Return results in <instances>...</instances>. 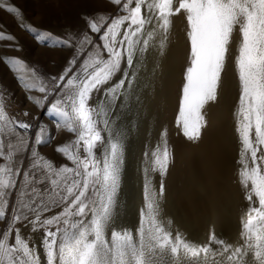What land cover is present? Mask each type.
Wrapping results in <instances>:
<instances>
[{"label":"snow or ice","instance_id":"6c2138e0","mask_svg":"<svg viewBox=\"0 0 264 264\" xmlns=\"http://www.w3.org/2000/svg\"><path fill=\"white\" fill-rule=\"evenodd\" d=\"M106 5L110 11L85 13L55 34L0 0L37 45L67 53L54 74L20 58L4 64L22 70L16 79L26 101L75 137L42 153L53 129L12 110L13 95L0 88V264H264V0ZM0 40L22 51L11 34L0 32ZM174 56L181 77L174 124L188 140H200L206 112L235 90L232 132L247 201L235 243L214 230L203 243L190 241L159 218L171 160L159 101ZM154 118L159 143L143 153L142 206L129 229L118 223L126 152Z\"/></svg>","mask_w":264,"mask_h":264},{"label":"rangeland","instance_id":"374dc122","mask_svg":"<svg viewBox=\"0 0 264 264\" xmlns=\"http://www.w3.org/2000/svg\"><path fill=\"white\" fill-rule=\"evenodd\" d=\"M11 3L23 10L26 22H30L32 25L37 26L40 29L50 30L55 34H61L65 29L70 27L74 29L80 24V17L85 13L101 9L107 11L111 10L106 5V0H11ZM0 32L14 36L18 41L19 46L22 48V51H16L14 50L13 42L8 40H0V88L8 90L13 95L14 103L12 105V110H18L21 112L28 111L34 117L39 116L41 120H43L45 123H48V126L53 129V135L55 139L50 144L42 146L40 149L42 153L51 156L53 154V146L55 144L61 141L67 142L69 140H73L75 137L74 135L69 134L65 129L56 130L55 124L49 123L48 117L43 116L35 107H33V105L26 101L25 93L21 91L16 79L18 75L22 74V70L18 69L16 72H14L10 67L4 64V58H20L26 65L38 66L43 69L44 73L54 74L59 71L67 53L60 50H54L48 46L37 45L33 38L26 31H23L20 27H18L17 19L13 15L8 14L3 9H0ZM234 99L235 95L233 94H228L226 96L225 101L229 108H226L224 111L225 126L220 129L221 141L217 143L216 149L231 151L233 157L237 161L239 145L235 141L232 132V105ZM127 177L125 179L126 181H124L122 184V190L120 194L121 208L118 223L127 227L129 226L128 228L131 229L138 224L139 219L137 217L136 220V212L135 210L131 209V207L133 208V206H131L133 204L130 203L133 201V196L130 191H128V187L126 189V186L129 184ZM127 182L128 184H126ZM172 185L173 182L169 181L167 188L171 190ZM179 193L180 190L174 191L172 195L178 196ZM219 193V195L216 194L213 197V202L210 206H208L207 210L202 212L200 217L203 223L202 225L196 223V214L188 211L191 209L193 212H195L199 202H203L204 199L202 198L203 195L201 193L196 195L194 198L195 203L198 202L194 208L190 205L188 207L182 205L174 206L171 228L175 231L183 233L184 236L190 241L203 243L208 239L211 227H213V225L217 222H223L224 224L222 227L215 232L216 235L229 241L230 243L237 242L239 239V232L242 223V213L244 212L247 201H242V199L240 200L239 196H237L231 188L230 190L221 189ZM165 197L166 192L163 195L161 202V210L163 212L160 211L159 218L162 220L165 218L164 213L167 209V205L171 203L168 200H171V196L170 198L167 197V199ZM130 198L131 200H128ZM126 200L128 201V205ZM2 226L3 225L0 224V227ZM37 238H39V234H36L35 236V239L38 241L39 239Z\"/></svg>","mask_w":264,"mask_h":264},{"label":"bare ground","instance_id":"6f19581e","mask_svg":"<svg viewBox=\"0 0 264 264\" xmlns=\"http://www.w3.org/2000/svg\"><path fill=\"white\" fill-rule=\"evenodd\" d=\"M118 78L119 75L116 79ZM180 78V59L178 56H174L166 70L168 87L159 101V120L160 123L168 129V144L171 153L169 172L162 178L166 188L165 198L167 199V197L170 198L171 196V200L168 199L171 203L167 205V209L164 213V220L167 221L173 219V209L176 205L187 207L190 205L193 208L196 207L198 202L195 203L194 198L196 195L201 193L203 195L202 198L204 199L203 202H199L195 212L191 209L188 211L195 213V216H197L196 223L202 225L203 223L200 219L202 212L207 210L208 206H210L213 202V197L216 194L219 195L221 189L230 190L231 188L234 193L239 196L240 200L242 199L237 177V168L239 167L237 161L233 157L231 151L216 149L217 143L221 141L220 129L225 126L224 111L226 108H229L225 99L228 94L235 95V90L234 88H229L226 91L224 98L221 100L220 105L212 106L211 109L206 112L208 123L207 126L202 129L200 140L190 141L182 135V132L179 131L174 124V117L177 114V87ZM158 143L159 131L154 118L153 123L148 128V131L134 137L127 149L126 174L128 177H126L129 184L127 182L126 184H128V186H126V184L125 186L126 189L128 187V191H130L133 196V201L130 204H133L131 205L133 206L131 209L136 212V220L137 217L139 219V209L142 206L141 169L144 167L142 163L143 153L154 149ZM152 175L154 181L161 179L156 173H153ZM169 181L173 182L171 190L167 188ZM179 190L180 193L178 196L172 195L174 191ZM162 197L163 196L160 197V206ZM128 200H131V198ZM242 201L244 200L242 199ZM160 211L163 212L162 210ZM223 224V222L215 223L213 227H211L210 231L214 230L216 232ZM39 254L43 260V252L41 249L39 250Z\"/></svg>","mask_w":264,"mask_h":264}]
</instances>
